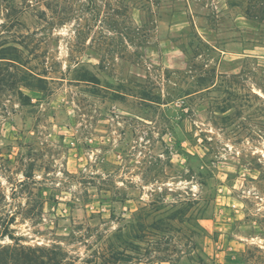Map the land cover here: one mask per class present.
<instances>
[{
	"label": "rangeland",
	"instance_id": "obj_1",
	"mask_svg": "<svg viewBox=\"0 0 264 264\" xmlns=\"http://www.w3.org/2000/svg\"><path fill=\"white\" fill-rule=\"evenodd\" d=\"M32 249L264 264V0H0V264Z\"/></svg>",
	"mask_w": 264,
	"mask_h": 264
},
{
	"label": "trees",
	"instance_id": "obj_2",
	"mask_svg": "<svg viewBox=\"0 0 264 264\" xmlns=\"http://www.w3.org/2000/svg\"><path fill=\"white\" fill-rule=\"evenodd\" d=\"M37 251H41V250L32 249V250H28L27 253L22 252V258H23L24 262L27 263V264H38V263L39 264H44V262L42 260L40 261L41 256H37L36 255ZM44 256L51 261L52 258H50V257H48L46 255H44Z\"/></svg>",
	"mask_w": 264,
	"mask_h": 264
}]
</instances>
